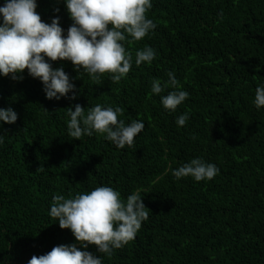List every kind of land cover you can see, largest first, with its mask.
Wrapping results in <instances>:
<instances>
[{"label":"trees","instance_id":"obj_1","mask_svg":"<svg viewBox=\"0 0 264 264\" xmlns=\"http://www.w3.org/2000/svg\"><path fill=\"white\" fill-rule=\"evenodd\" d=\"M3 0H0V4ZM156 28L126 43L133 64L119 83L77 74L76 100L45 99L42 85L0 77V108L18 119L0 127V264H27L59 244L73 242L48 215L55 195L110 186L126 198L139 190L148 211L133 240L103 256V264H264V108L252 100L264 83V0H151ZM71 24L63 4L38 0L50 22ZM154 49L150 65L135 52ZM172 71L188 99L169 113L151 81ZM119 106L118 119L142 120L131 147L117 149L101 135L71 140L67 108ZM47 111H46V110ZM187 112L185 126L175 118ZM194 157L214 163L211 181L176 180L171 172ZM89 251H94L90 247Z\"/></svg>","mask_w":264,"mask_h":264},{"label":"clouds","instance_id":"obj_2","mask_svg":"<svg viewBox=\"0 0 264 264\" xmlns=\"http://www.w3.org/2000/svg\"><path fill=\"white\" fill-rule=\"evenodd\" d=\"M63 4L71 24L65 31L60 24V7H53L50 22L42 20L37 12L38 0H3L0 4V77L22 81L24 75L38 80L45 99L76 100L79 90L74 79L62 66L54 62H70L72 70L86 74L97 81L108 74L111 82L119 83L132 68V53L125 45L143 40L156 28L147 17L151 0H54ZM156 53L151 47L135 52V65H150ZM167 80L154 78L150 92L160 95V103L169 113L189 97L182 90L174 73L167 72ZM254 108H264V83L255 88ZM46 110V109H45ZM66 134L71 140L83 136L101 135L117 149L131 147L134 138L143 131L142 120L125 123L118 119L119 106L96 104L85 111L76 103L67 108ZM47 111V110H46ZM17 112L0 108V127L14 124ZM189 115L175 118L178 127L186 125ZM4 135H0V144ZM219 168L201 157H194L172 170L174 179L191 177L194 182L211 181ZM139 190L126 198L110 186H99L91 191L55 195L48 215L57 221L60 229L69 230L72 243L59 244L42 255H33L27 264H103V256L111 257L134 239L148 211ZM94 251H89V248Z\"/></svg>","mask_w":264,"mask_h":264}]
</instances>
